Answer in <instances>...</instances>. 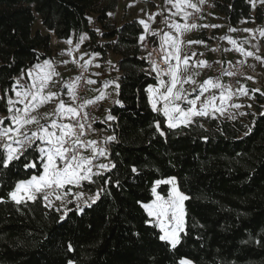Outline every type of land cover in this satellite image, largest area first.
<instances>
[{
    "label": "trees",
    "instance_id": "1",
    "mask_svg": "<svg viewBox=\"0 0 264 264\" xmlns=\"http://www.w3.org/2000/svg\"><path fill=\"white\" fill-rule=\"evenodd\" d=\"M213 1L216 17L228 27L263 21L262 8L253 11L249 0ZM116 8V0H0V94L22 69L52 60V37L76 44L86 34L84 52L99 53L100 62L117 57L113 66L120 73L123 101V107L112 103L108 108L118 118L112 122L118 142L111 144L109 157L118 167L111 176L114 182L118 174L123 187L109 185L111 195H102L83 214L69 213L61 224L56 223L60 213L46 208L42 198L18 206L0 203V264H67L70 259L75 264H177L181 257L192 264H264V95L255 93L257 113L251 120L197 118L203 128L167 129L147 100L146 88L157 79L149 74L148 53L140 46L142 26L124 16L112 23ZM37 21L47 34L35 29ZM195 39L206 42L202 35ZM148 44L155 46V38ZM0 114H7L3 101ZM155 121L166 138L156 132ZM132 164L139 176L131 173ZM169 177H176L190 197L185 201L188 235L181 234L175 250L158 239V228L144 223L149 217L137 203L151 202L153 182ZM23 178L9 173L0 197L7 201L14 181ZM85 186L94 193L99 182ZM157 191L166 197L168 186Z\"/></svg>",
    "mask_w": 264,
    "mask_h": 264
},
{
    "label": "snow or ice",
    "instance_id": "2",
    "mask_svg": "<svg viewBox=\"0 0 264 264\" xmlns=\"http://www.w3.org/2000/svg\"><path fill=\"white\" fill-rule=\"evenodd\" d=\"M165 2L175 9L174 12L169 9L172 16L180 15L186 22L183 24L174 20L169 22L168 17L164 18L163 22L167 24L168 28L174 30V34L161 30L160 51L162 55L160 59L167 65L166 69H160L157 60L152 59V53L148 54L147 58L152 65L149 74L155 72L157 79V86L148 85L146 88L148 104L154 112L163 113L166 118V127L169 130L182 127L191 128L194 125L203 128V124H198L197 118L217 119L216 113L224 115L225 104L232 99L234 93L228 85L220 82L219 77L205 79L200 84H197L195 80V75L198 73L187 78L183 77L182 65L183 70H187L191 58L181 55L183 43L181 37L185 32L197 27L194 23H187L191 16L188 9L199 11V7L198 4L192 3V0H165ZM199 2L202 4L204 0H199ZM249 2L255 8L256 0H249ZM259 3L264 4V0H259ZM156 15L158 13L148 14V19L152 20ZM89 20L91 22L90 18ZM138 23L143 25L145 33L160 35V32L150 31L149 24L145 20L141 19ZM202 27L218 28L221 25H202ZM229 31H237V29L230 28ZM243 31L250 32L252 30L244 29ZM259 31L260 35L264 37V29ZM85 39H88L87 35L82 34L75 49H79ZM220 39H228L229 43L233 45L237 43L227 36ZM139 41H145L144 34L140 35ZM65 43L71 45L73 41L68 39ZM188 43H203V41L190 40ZM75 49H69L67 54L71 56ZM236 51L246 56L254 55L253 52L246 51L243 47H237ZM87 55L95 57L99 53ZM37 58L39 59V56ZM80 59L83 60V55ZM256 59L260 60L261 57L256 56ZM173 61L175 63H172ZM63 63L67 64L68 61ZM73 63H77L80 68L86 71L92 61L84 60L83 64H79L74 60ZM202 66L210 65H207L204 60H199L193 65V67ZM226 74L231 76L234 73L228 71ZM163 76H167L168 80L162 79ZM59 77L60 73L56 71L55 63L44 59L26 70L22 69L19 76L12 78L14 82L11 86L4 88L3 93L0 94V101L5 103L7 112V115L0 116V185L5 182L3 178L9 173L27 177L14 181V187L7 193L8 200L0 197V203L11 201L18 206L27 202H36L42 198L46 208L60 213L59 219L56 221L57 224L66 221L69 213L83 214L85 209L92 208L102 195H111V192L108 191L109 185L114 184L116 188L123 187L118 174L114 182L111 176L113 170L118 167L116 162L109 159L111 156L109 146L118 142L115 129L102 141L86 139L88 133L96 131L93 127L96 118L90 115L88 108L97 105L103 98L110 96V93L98 90L99 95L96 97L82 98L78 94L80 87L84 84H96L98 81L91 78L85 79L83 72L67 81L58 79ZM25 78L28 82L21 83ZM249 79L252 78L249 77ZM119 80V77L104 80L103 88L114 86L117 99L112 103L123 107V101L119 99L121 92ZM54 83L60 85V90L57 92L48 91L47 89ZM185 83L195 85L191 93L185 92L183 88ZM210 88L219 89V95L214 94L202 99L204 93ZM65 89L71 100L70 104L63 98ZM248 91L244 86L237 89L240 95H246ZM194 93L195 95H193ZM261 94L264 95V93ZM217 100H219L218 105ZM53 102H55V107L51 112H45L42 115L39 113L41 107ZM158 104H162V108H158ZM230 106L242 107V105ZM106 111L107 115L103 123L111 128L112 125L108 122H115L118 118L112 114L111 109ZM243 114L241 113V115ZM260 115L264 116V113H260ZM154 126L156 132L166 138L167 133L161 128V123L155 121ZM251 131L252 129L249 128L245 135L247 136ZM203 139L207 141L208 137L204 136ZM85 150L90 151L91 155H83L82 152ZM116 155L120 154L116 153ZM100 158H104L108 162L99 163ZM29 172L32 174L28 175ZM131 173L135 176L141 174L135 164L131 165ZM85 182L88 185H96L99 182V187L94 193L86 195ZM162 184L170 186L166 197L157 191V188ZM73 188L79 189V191H73ZM89 191L91 190L89 189ZM151 192L153 196L151 202L137 201L149 217L144 223L150 227L158 228V239L166 243L170 250H175L182 242L181 234L188 235L185 201L190 197L180 190L176 177L155 180ZM53 196L60 201V207L54 205L51 199ZM73 203L75 204L74 208L68 207ZM201 227L203 226L201 225ZM136 235L138 236L139 233ZM242 242L248 243V241ZM255 243L260 245L261 240L256 239ZM67 250L74 251L71 241L68 242ZM67 264H75V262L70 259ZM177 264H192V261L181 257Z\"/></svg>",
    "mask_w": 264,
    "mask_h": 264
},
{
    "label": "rangeland",
    "instance_id": "3",
    "mask_svg": "<svg viewBox=\"0 0 264 264\" xmlns=\"http://www.w3.org/2000/svg\"><path fill=\"white\" fill-rule=\"evenodd\" d=\"M117 1V10L115 13H113L110 16L112 23H118L121 21V18L124 16L130 20H136L137 22L141 19L145 20L149 24L150 31L159 32L158 27H162V31H168L170 33L174 34V30L168 28L167 24H165L164 18L168 17L169 22L175 21L177 23H185L186 21L182 19L180 15L172 16L171 12H174L175 9L172 8L170 4H167L165 1L159 3L156 6H152L150 3V0H116ZM194 0H192V3ZM131 5V6H129ZM252 5V3H251ZM253 7V5H252ZM256 8H262L264 13V5H261L259 3V0H256L255 8H253V11L256 10ZM171 9V12L169 11ZM152 13H158L154 17V19L149 20L148 14ZM215 25H221V27L216 28V31L214 32V39L216 40L217 45L215 46L212 43H191L189 44L188 41L193 40L196 41L195 36L202 35L201 30L199 28H192L191 30L185 32L183 36L181 37L183 43L181 45V55L182 56H188L190 57L189 66L187 67V70H183L182 65V75L183 77L187 78L189 76H193L195 73H198V75H195V80L197 84L203 83L205 79L209 78H217L218 74L213 73L215 71V61L218 58L217 50L220 51V54H222L225 58L226 62L232 61L234 58L231 55V51H236L237 47H243L246 51H251L254 53L253 56H246L242 53L238 55L234 60L239 63L240 67L245 69V72H251L254 71L258 74H261V76H258V78L251 77L252 79H248L245 81L240 82L237 85V89H239L241 86L246 87L249 91L246 95H240L237 92V89L235 90L234 95L232 96V99L230 101H227L225 104V112L224 115H220V113H216L217 119L222 120L223 118L227 119H238V118H245L246 120H251L253 114L257 113V101L255 98V93L262 95L261 93H264V61L262 59V54L264 53V37L260 35V29H264V17L263 21L260 23L252 21L251 23L247 24L246 22L240 23L238 26L235 27L237 31H229L230 28L234 27H228L223 23L221 19L214 16ZM143 34L145 35V41L140 42V46L143 48V51L149 53H152V59L162 55L161 51L159 50V47L161 48V39L160 36L162 35V31H160V35H150L144 32L143 25ZM35 29H40L42 34H47V31L40 25V23L37 21L35 23ZM158 29V30H157ZM244 29H251L252 31H243ZM239 31V33H237ZM158 37L157 40V48L155 49L151 46H149L148 42L151 37ZM230 37L232 40H235L237 43L235 45L229 43L228 39H220L221 37ZM55 39L51 42V54H52V60L55 63L56 71L60 73V77L58 79H65V77L71 75L74 71V64L73 61H77L79 64H83L84 60H91L92 63L89 64L88 68L91 71H95L96 73H99L97 77L101 78V82L98 84H92L90 85L89 91L87 93V96H90L92 98L99 95L98 90H103L105 93H110V96H106L104 98V101L102 100V106H101V114L105 115L107 113V109L111 106L112 101L116 98V93L114 91V86H109L108 88H103V81L104 80H112L114 78L119 77L120 73L118 70L113 67V62L117 59V57H110L108 62H100L99 56L92 57L91 55H87L88 53L84 52L82 49L83 44L86 42V39L80 44L79 49H75L74 42L67 47H60L59 45H56ZM246 41V42H245ZM159 46V47H158ZM65 49V50H64ZM68 49H75L72 52L73 59L71 61H68L67 56H69L65 52ZM149 49V50H148ZM196 54L193 56L192 54ZM83 55V60H81V56ZM256 56H260L261 59L257 60ZM199 60H204L207 62V65L210 66H202V67H193ZM64 61H68L67 64H64ZM224 61V60H223ZM110 62V63H109ZM172 63H175L173 61ZM99 65V66H97ZM154 77L156 78V73L152 72ZM162 79L165 81L168 80L167 76H163ZM220 82L223 84L225 83L224 77H219ZM27 78L25 80H22L21 83H27ZM157 86L154 85V87ZM195 87V85L191 83H185L183 85V88L185 92L191 93L192 89ZM255 89H258L259 91H253ZM48 91L51 92H57L60 90V85L58 83L52 84L48 89ZM219 92V89H209L207 92L204 93V96L202 99H205L209 96L217 94ZM219 94V93H218ZM195 95V93L193 94ZM65 101L67 103H71V100L69 99L67 95V90L64 92ZM217 104L219 103V100L216 101ZM230 105H242V107L236 108L231 107ZM251 105V107H249ZM162 104H158V108H162ZM184 106V105H182ZM55 107V102L45 105L39 109V113L42 115L45 112H51L53 108ZM264 106H262V109ZM160 116L162 117L165 125H166V118L163 116L162 112H158ZM241 113H244L241 115ZM7 114H0V116H4ZM104 117V118H105ZM231 117V118H230ZM202 120L208 119V118H200ZM43 122V121H42ZM110 122V121H109ZM108 122V123H109ZM105 163V162H103ZM85 184H87L85 182ZM167 185V184H166ZM94 186V185H92ZM168 191H169V185ZM71 187V186H68ZM73 191H79V189L73 188ZM85 194L89 195L92 194L88 188H84ZM54 205L56 207H60V201L55 199V196L51 197ZM45 204V201H44ZM70 205V204H69ZM68 205V207H69ZM75 207V204H72Z\"/></svg>",
    "mask_w": 264,
    "mask_h": 264
},
{
    "label": "built area",
    "instance_id": "4",
    "mask_svg": "<svg viewBox=\"0 0 264 264\" xmlns=\"http://www.w3.org/2000/svg\"><path fill=\"white\" fill-rule=\"evenodd\" d=\"M152 6H156L159 3L165 1V0H150ZM193 3L198 4L199 7V11L193 10V9H188V11L191 13V16L188 18L187 23L189 24H196L197 27L201 30V33L204 35V38L206 39L207 43H212L215 46L217 45L216 40L214 39V32L216 31V28L213 27H202V25H215L213 19H215L214 16L217 15V10H216V6H214V1L213 0H204V3H200L199 0H194ZM159 30L161 31L162 27H158ZM158 30V29H157ZM159 31V32H160ZM239 33V31L237 32ZM156 40V45L157 44V40L158 37L155 36L154 37ZM151 46L154 49H158L157 46ZM159 47V46H158ZM149 50V49H148ZM160 52V47L159 50H157ZM218 53V58L215 61V71H213V73L218 74L217 76L219 77H224L225 79V83H223L224 85H228L233 92H235V90L237 89V85L245 80H248L249 77H254V78H258V76H261V74H258L254 71L245 72V69L242 70V68L240 67L239 63L237 62V60L235 61L234 59L240 55L239 52L237 51H231V55L234 58L232 61L226 62L225 58L222 54H220V51L217 50ZM161 55L154 58L153 60H157L159 68L160 69H166L167 65L160 59ZM224 60V61H223ZM150 68L151 69L152 65L149 62ZM228 71L233 72L234 74L229 76L226 73ZM83 72V76L85 79L91 78L94 79L96 81H98V84L101 82V78L97 77V73L94 71H91L89 68H87L86 71H84L82 68H80L78 66L77 63L74 64V71L71 75L65 77V81L69 80L70 78H75L76 76L80 75ZM152 73V72H151ZM150 73V74H151ZM264 79V76H263ZM90 85L84 84L80 87L79 89V96L82 98H92L90 96H87V93L89 91ZM64 92H66V89L64 90ZM104 101V98L102 99ZM102 100L98 102L97 105L95 106H90L88 108V112L90 113L91 116L96 118V123L93 125V127L96 129V131L94 132H90L87 134L86 139H90V140H100L102 141L103 138L107 135L112 134V130L115 128L116 129V125L112 123V121H110L108 124H111L112 127L109 128L107 124L103 123L104 117L105 115L101 114V106H102ZM111 146V145H110ZM109 146V147H110ZM83 155L85 156H89L91 155L90 151L85 150L82 152ZM99 163H103L106 162V160L104 158H100Z\"/></svg>",
    "mask_w": 264,
    "mask_h": 264
},
{
    "label": "crops",
    "instance_id": "5",
    "mask_svg": "<svg viewBox=\"0 0 264 264\" xmlns=\"http://www.w3.org/2000/svg\"><path fill=\"white\" fill-rule=\"evenodd\" d=\"M53 39H54V38L52 37L51 40L53 41ZM54 41H55L56 45H59L60 47H63V48H64V47H67V48H69V47H68L69 44H67V43H65V42H59V41H57V40H54ZM64 50H65V49H64ZM68 50H69V49H68ZM68 50L65 51V52H68ZM67 58H68V61L70 62L71 59H73L74 57H73V55H71V56H67ZM62 62H63V61H62ZM218 93H219V92H218ZM218 93H217V94L215 93V95L218 96V95H219ZM216 103H217V102H216ZM218 104H219V103H218ZM218 104H217V105H218Z\"/></svg>",
    "mask_w": 264,
    "mask_h": 264
}]
</instances>
